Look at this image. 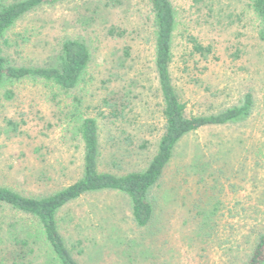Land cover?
Returning a JSON list of instances; mask_svg holds the SVG:
<instances>
[{
    "label": "rangeland",
    "instance_id": "obj_1",
    "mask_svg": "<svg viewBox=\"0 0 264 264\" xmlns=\"http://www.w3.org/2000/svg\"><path fill=\"white\" fill-rule=\"evenodd\" d=\"M248 1L172 0L178 17L173 81L188 115L240 105L247 93L254 105L244 118L180 140L151 195L149 225L134 222L130 197L119 191L95 192L67 204L58 214L59 228L81 264H244L249 258L252 231L264 230V40ZM188 33L214 49L199 68L191 57L186 70ZM10 37L6 50L18 65L54 64L66 37L85 41L91 61L72 90L32 78L0 88V185L43 196L76 181L84 165L78 134L83 117L97 120L101 170L125 173L148 166L165 129L148 0L44 4L18 21ZM122 87L130 92L132 109L117 119L103 99ZM128 133L135 143L130 154L122 141ZM21 222L40 234L36 222L0 204V264H14L6 251L10 233L17 231L11 224ZM40 244L35 263L58 264Z\"/></svg>",
    "mask_w": 264,
    "mask_h": 264
},
{
    "label": "trees",
    "instance_id": "obj_2",
    "mask_svg": "<svg viewBox=\"0 0 264 264\" xmlns=\"http://www.w3.org/2000/svg\"><path fill=\"white\" fill-rule=\"evenodd\" d=\"M64 0H17L0 5V88L8 82L26 78L52 81L65 90L75 89L91 61V51L87 43L78 38L66 37L62 43L54 64L45 66L18 65L14 63L7 48L11 46L10 33L25 15L44 4ZM153 14L155 29L154 64L163 101L165 118L164 133L158 149L148 166L143 170H131L115 173L100 169L103 155L102 142L97 120L83 117L78 127L80 139L84 144V165L81 176L73 183L43 196H28L15 189L0 185V204L9 206L23 213L36 222L32 227L25 222L19 226L11 224L17 230L9 236V249L6 255L14 264H47L35 261L40 242L47 245L58 264H81L68 247L59 228L58 214L69 203L82 196L100 191H119L130 197L133 220L138 226H147L154 216V203L151 195L162 179L165 169L172 160L174 150L182 138L191 132L212 125H223L250 115L254 105L252 93L245 95L243 103L225 108L211 114L188 115L187 103L183 101L173 81L172 64L174 61V42L178 29V17L172 0H148ZM194 4H205L206 0H192ZM260 19L259 36L264 40V0H249ZM187 50L183 56L185 69L191 57L196 68L202 60H208L213 53L211 44H204L194 35H186ZM189 43L192 44L189 50ZM8 96H13L8 91ZM78 103H79V99ZM110 109V114L117 119H124L130 109L132 100L130 92L124 87L110 89L103 99ZM13 130L17 131V124ZM2 130L0 129V136ZM126 150L135 145L133 136L128 133L122 140ZM145 146V145H144ZM129 147V149H127ZM131 147V148H130ZM118 171L123 169L119 161H113ZM32 230V231H31ZM35 231V230H34ZM256 235L252 252L244 264H264V230L255 228Z\"/></svg>",
    "mask_w": 264,
    "mask_h": 264
}]
</instances>
